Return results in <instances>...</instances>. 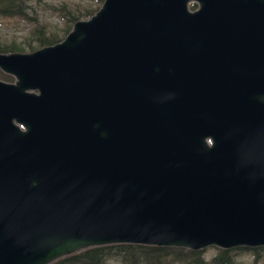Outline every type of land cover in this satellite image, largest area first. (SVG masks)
<instances>
[{
  "label": "water",
  "instance_id": "1",
  "mask_svg": "<svg viewBox=\"0 0 264 264\" xmlns=\"http://www.w3.org/2000/svg\"><path fill=\"white\" fill-rule=\"evenodd\" d=\"M0 71V264L264 247V0H103Z\"/></svg>",
  "mask_w": 264,
  "mask_h": 264
},
{
  "label": "trees",
  "instance_id": "2",
  "mask_svg": "<svg viewBox=\"0 0 264 264\" xmlns=\"http://www.w3.org/2000/svg\"><path fill=\"white\" fill-rule=\"evenodd\" d=\"M41 0H0V17L4 18H20L32 24H37L35 31L36 47L27 45V50L21 45L12 43L8 46L0 45V53L10 52H31L37 48L52 45L63 38L70 30L72 24L83 17V13L78 10H72L66 5H61L63 15L61 21L63 27L61 29L62 37L57 34L46 33L45 27L38 24L37 20L29 15L32 3H39ZM99 3L103 0H89ZM99 8V6H98ZM88 11L85 15L89 18L95 11ZM58 10V9H55ZM0 78L5 81L12 82L11 76L0 74ZM246 247H238L233 249L217 248L216 254L210 259L212 264H240L234 259V251L245 250ZM254 255V261L261 254H264V247L248 248ZM203 257V249L190 250L180 247H162L154 245L119 243L103 246L90 247L85 250L64 256L49 264H208Z\"/></svg>",
  "mask_w": 264,
  "mask_h": 264
},
{
  "label": "rangeland",
  "instance_id": "3",
  "mask_svg": "<svg viewBox=\"0 0 264 264\" xmlns=\"http://www.w3.org/2000/svg\"><path fill=\"white\" fill-rule=\"evenodd\" d=\"M61 5H66L72 10H78L80 13H83L84 16L80 17V20L87 19L85 16L87 14L86 12L94 11L98 6L100 7L99 3L89 0H41L39 3L31 4L29 15L34 17L38 24L45 27L46 33L57 34V37L61 38V29L63 27V22L61 21L63 11L60 8ZM188 7L190 10H192L191 8L196 9L197 4L195 2H190ZM37 27V24H32L20 18L0 17V45L8 46L14 43L16 45H21L25 50H27L28 44L32 47H36L37 43L35 42L36 35L34 34V29ZM1 73L0 71V74ZM0 80L10 82L1 78ZM216 252L217 247H206L203 249V257L209 262ZM233 253L234 259L240 264H264V254L259 255L256 261H254V255L247 247L245 250H238ZM208 264L212 263L209 262Z\"/></svg>",
  "mask_w": 264,
  "mask_h": 264
},
{
  "label": "flooded vegetation",
  "instance_id": "4",
  "mask_svg": "<svg viewBox=\"0 0 264 264\" xmlns=\"http://www.w3.org/2000/svg\"><path fill=\"white\" fill-rule=\"evenodd\" d=\"M192 10H194V8H191Z\"/></svg>",
  "mask_w": 264,
  "mask_h": 264
}]
</instances>
